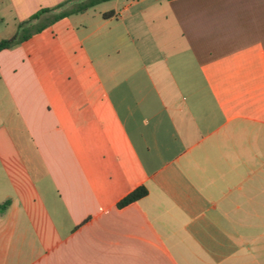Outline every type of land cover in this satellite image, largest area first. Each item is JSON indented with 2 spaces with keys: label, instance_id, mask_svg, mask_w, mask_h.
Returning a JSON list of instances; mask_svg holds the SVG:
<instances>
[{
  "label": "crops",
  "instance_id": "obj_1",
  "mask_svg": "<svg viewBox=\"0 0 264 264\" xmlns=\"http://www.w3.org/2000/svg\"><path fill=\"white\" fill-rule=\"evenodd\" d=\"M109 3L0 51V264H264V0Z\"/></svg>",
  "mask_w": 264,
  "mask_h": 264
},
{
  "label": "trees",
  "instance_id": "obj_2",
  "mask_svg": "<svg viewBox=\"0 0 264 264\" xmlns=\"http://www.w3.org/2000/svg\"><path fill=\"white\" fill-rule=\"evenodd\" d=\"M108 1H112V0H88V1L80 4L78 7L73 8L70 12H61V13L57 14L56 16H54L53 21L60 19V18H63V17H66L69 14L82 13L88 9L95 7L98 4L108 2ZM59 8L60 7L55 8L53 10H49V9L40 10L38 13H36L34 16L31 17L29 22L34 20V19H37L41 14L49 13V12H52V11L57 10ZM112 15H113V12H109V13H105L103 15V17L109 18ZM29 22H25V23L20 24L19 29L25 31L26 29L24 28V26L27 25ZM43 29H44V26H43ZM40 30H41V28H40ZM29 37H30V34L27 32L25 35L22 36V38H19V39L16 36H13L12 38L7 39V40H1L0 41V51L10 49V48L14 47L15 45L25 41ZM146 194H147L146 189L144 187H139V188L135 189L134 191H132L131 193H129L126 197H124L117 204V207L123 208V207H125V206H127L133 202H136V201L142 199L143 197L146 196ZM4 207H5L4 205L0 206V208H4Z\"/></svg>",
  "mask_w": 264,
  "mask_h": 264
},
{
  "label": "rangeland",
  "instance_id": "obj_3",
  "mask_svg": "<svg viewBox=\"0 0 264 264\" xmlns=\"http://www.w3.org/2000/svg\"><path fill=\"white\" fill-rule=\"evenodd\" d=\"M86 1H88V0H64L63 2H61L59 5H62V7H60L59 8V11H63V10H67V9H73V8H76V7H78L80 4H82V3H84V2H86ZM109 4H111V5H109ZM109 4H98V6L97 7H94V8H99V9H101V8H104V9H107L106 7H109V6H112V4L113 3H109ZM93 8V9H94ZM92 9V8H91ZM44 15V14H43ZM46 16V15H45ZM47 19H48V21H50L52 18H54V14L53 13H51V14H47V17H46ZM2 22V17H0V27H5V24H6V22H3V23H1ZM9 22V21H8ZM11 25H12V23L10 22L9 23V29H8V31L9 32H11ZM26 27V25L24 26V28ZM32 29H29L28 31H31ZM27 30H20L19 28H18V32H17V34H18V36L19 37H22L23 35H25L27 32H28ZM0 35H2V32H0Z\"/></svg>",
  "mask_w": 264,
  "mask_h": 264
}]
</instances>
